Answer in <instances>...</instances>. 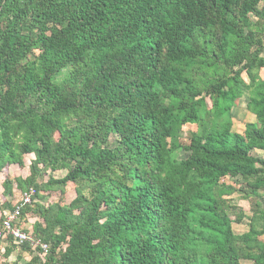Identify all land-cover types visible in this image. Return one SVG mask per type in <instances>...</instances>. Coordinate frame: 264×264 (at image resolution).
Returning a JSON list of instances; mask_svg holds the SVG:
<instances>
[{"label":"trees","instance_id":"trees-1","mask_svg":"<svg viewBox=\"0 0 264 264\" xmlns=\"http://www.w3.org/2000/svg\"><path fill=\"white\" fill-rule=\"evenodd\" d=\"M262 71L264 0H0V173L33 156L21 222L48 245L26 264H264Z\"/></svg>","mask_w":264,"mask_h":264},{"label":"crops","instance_id":"crops-1","mask_svg":"<svg viewBox=\"0 0 264 264\" xmlns=\"http://www.w3.org/2000/svg\"><path fill=\"white\" fill-rule=\"evenodd\" d=\"M245 99L247 100L246 97H245ZM245 102L247 103V101H245ZM236 107L237 106L235 104V106L232 109L233 110L232 116L234 114V110L239 109V107H237V108ZM245 110H246V104H245L244 111H239V113H238V122L244 123L242 126V130H240V131L236 130L235 123L232 119V131L233 132L242 134L244 132L245 126L247 124H255L256 123L255 117L253 115H251L249 112H247V110L246 111ZM236 114L237 113H235V115ZM247 119H248V121H247ZM256 155L258 157H260L261 159H264V153L263 152L255 151L254 156H256ZM25 164H26V162L24 160L22 167H20L19 165H16V166L22 170V168L25 169V166H26ZM12 166H15V165H11V166L7 167L4 172L0 173V221L3 220V218L7 212L11 211L14 208V206L19 202L21 194L26 191V190L25 191L21 190L20 187H18L19 185H17L16 181L18 179L20 181L26 180L27 179V172L25 175L11 174L10 168ZM7 178L10 181H7L6 180ZM229 183H230L229 185H233L235 188L240 187V185L235 184V182H229ZM237 197H238L239 202H245L247 207H248L247 210H243L239 206V204H233L234 199L230 197L232 199L230 202L231 205L235 206L237 208V212L242 213V215H243V218H242L240 223H234V222L232 223L233 233L237 236H240V235L247 232L248 218L251 217V210H250V205L246 200L241 199L239 194H237ZM260 202L262 204V209H264V206H263L264 199H261ZM31 214L32 213L27 214V212H26L24 214V218L21 222V226H22L23 230H25V231H27V229H30L31 226H33L35 223H42V220L37 215H33V214L31 215ZM242 224L247 229L240 232L238 229L243 226ZM27 226H29V227L27 228ZM237 232H240V233L237 234ZM259 240L261 242H264V236L260 237ZM9 249H10V251H9L10 253H8ZM27 256H29V254H27L26 251H23L22 249H19L18 247L17 248L15 247L14 249L10 248V245H8V242H0V264L4 263L5 261H7V262L12 261L13 264H26L29 261ZM249 263H251V262H249Z\"/></svg>","mask_w":264,"mask_h":264},{"label":"rangeland","instance_id":"rangeland-1","mask_svg":"<svg viewBox=\"0 0 264 264\" xmlns=\"http://www.w3.org/2000/svg\"><path fill=\"white\" fill-rule=\"evenodd\" d=\"M253 19V18H252ZM254 20V19H253ZM36 54L37 53H35V55L34 56H36ZM263 74H264V71H262L261 72V76H263ZM245 101H247L246 99H245V97H243L241 100H238L237 102H236V106L237 107H239V109H237V110H234V114H233V116H232V119H233V121H234V123H235V128H236V130H238V131H240V130H242V126H243V124L244 123H239L238 122V113H239V111H244V109H245V104H246V102ZM206 102H207V106H208V108L210 107V104H211V102L207 99L206 100ZM236 107V108H237ZM246 111V110H245ZM232 113H233V110H232ZM235 113H237L236 115H235ZM247 121H248V119H247ZM195 130H196V128H195V126H185V127H183V129H182V135H181V139H180V143L182 144V145H188V140H187V136H188V134L190 133V132H195ZM114 142H115V139H114V137L113 136H111L110 137V139H109V141H108V144L109 145H114ZM263 155V154H262ZM186 157V154H184V153H180V155H179V158L181 159V158H185ZM34 158H33V156L32 155H27V156H24V158H23V161L25 160V162H26V166H25V169H23L22 168V170L21 169H19L16 165L15 166H12L10 169H11V174H19V175H25L26 174V172H27V177L29 176V174H30V170H29V166H30V163L32 162V160H33ZM47 175H45V176H43V172H42V174L37 178V183L38 184H43V183H45L46 181H47V179H48V177H52V178H55V179H61L62 177H64L65 176V171H58V172H50V171H47V173H46ZM28 187V186H27ZM26 188V186L24 187V189ZM75 198V193H74V187H73V185H68L67 187H66V189H65V192L63 193V194H59V192H54V193H50V194H42V199H39L38 200V205H41V206H44V207H47V206H50V205H52V204H58V205H60V206H67V205H69L70 204V202L73 200ZM231 198H233L234 199V202H233V204H239V206L243 209V210H247L248 209V207H247V205H246V203L245 202H239L238 201V197H237V194H233L232 196H231ZM238 201V202H237ZM264 203V202H263ZM237 206V205H236ZM263 206H264V204H263ZM32 215V214H31ZM33 217V216H32ZM31 217V218H32ZM31 223V222H30ZM243 225V224H242ZM29 226H27V228H28ZM245 229H247L244 225L241 227V228H239L238 230L240 231V232H242L243 230H245ZM240 232H237V234L238 233H240ZM32 256V255H31ZM31 256H27V258H28V260L31 258ZM1 264H13V262L12 261H10V262H7V261H5L4 263H1ZM240 264H252V263H249V262H246V261H243V262H241Z\"/></svg>","mask_w":264,"mask_h":264},{"label":"built area","instance_id":"built-area-1","mask_svg":"<svg viewBox=\"0 0 264 264\" xmlns=\"http://www.w3.org/2000/svg\"><path fill=\"white\" fill-rule=\"evenodd\" d=\"M34 196L35 190L29 188L21 194L20 200L14 206L13 210L5 214L3 220L0 221V242L11 241L18 248L27 245L43 261V257L48 252V245L31 234H28L21 227V208L29 206ZM36 250H39V252H36Z\"/></svg>","mask_w":264,"mask_h":264}]
</instances>
